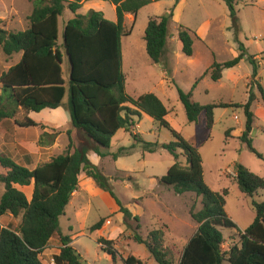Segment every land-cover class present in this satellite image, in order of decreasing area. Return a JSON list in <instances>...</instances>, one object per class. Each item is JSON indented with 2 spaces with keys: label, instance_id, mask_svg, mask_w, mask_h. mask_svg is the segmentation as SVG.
<instances>
[{
  "label": "trees",
  "instance_id": "obj_1",
  "mask_svg": "<svg viewBox=\"0 0 264 264\" xmlns=\"http://www.w3.org/2000/svg\"><path fill=\"white\" fill-rule=\"evenodd\" d=\"M32 1L30 25L25 30L10 32L3 28V21L0 19V46L4 54L12 57L22 53L21 59L0 76V123L5 119H14L21 127L45 128V125L30 118L29 113L65 106L70 113L73 128L87 135L90 146L79 148L69 129L67 151L34 169L18 163L9 154L0 153V182L4 184L0 216L10 214L15 218L21 217L17 228L0 223V264H45L41 255L56 236L60 237L62 248L53 257L55 264H84L82 255L71 244V237L62 233L60 225L61 216L65 214L74 192L79 189L82 174L92 178L98 187L112 195L125 219L134 217L136 221L140 220L117 197L110 177L88 158L90 150L101 157L112 155L115 159L126 155L124 151L128 147L111 153L113 137L121 129L131 132L132 137L142 143L144 151L153 153L158 148H163L174 157V164L160 178V183L171 186L176 194L193 192L202 198V209H191V216L198 223V229L185 246L177 264H264V200L252 201L256 217L245 230H240L225 209L229 188L214 191L205 182L202 154L168 121L169 109L162 99L151 92L135 98L127 91L122 40L133 32V27L126 28L127 15H134L137 19L141 9L161 0H107L115 5L116 20L106 18L102 11L96 10H91L86 15L78 14L83 2L87 0ZM173 1L174 6L164 14L150 18L145 31L146 51L156 64H160L165 56L169 26L181 0ZM225 1L234 24L237 25L235 0ZM67 8L76 16L66 23L61 43L59 23ZM177 36L183 53L192 57L195 53V33L181 24ZM239 50V54L231 60L214 61L201 77L210 73L214 81H219L225 69L237 66L246 58L253 70L252 89L245 104H201L193 100L194 90L201 77L190 91L178 87L179 98L186 109L188 120L198 122L204 113L209 130L216 122L215 109L234 105L244 108L246 125L239 138L264 160L252 139L256 118L252 110L257 99L255 87L260 91L264 102V87L258 79L259 62L255 55L247 53L242 43ZM65 62L68 64V81L64 76ZM67 96L68 101L64 102ZM143 114L167 128L174 140L162 144L145 141L140 135L134 134L131 127L135 125L136 118H142ZM48 134L44 132L41 135V145ZM180 155L186 157L185 166L179 162ZM236 174L238 187L247 196L253 198L259 190L264 189V177L244 164L236 165ZM32 182L34 193L29 200L25 192L15 184L26 186ZM105 222L106 218H101L91 230L101 229ZM221 228L236 229L239 243L225 250V237ZM135 240L145 244L159 264H175L164 245L163 230H152L147 238L135 235ZM97 242L113 260L118 258L113 240L100 237ZM122 260L125 264H144L134 256Z\"/></svg>",
  "mask_w": 264,
  "mask_h": 264
},
{
  "label": "rangeland",
  "instance_id": "obj_2",
  "mask_svg": "<svg viewBox=\"0 0 264 264\" xmlns=\"http://www.w3.org/2000/svg\"><path fill=\"white\" fill-rule=\"evenodd\" d=\"M66 6H68V2H66ZM172 6H174V1L161 0L141 9L137 19L134 15L127 16L126 28L133 27L132 34L123 37L122 40L123 70L127 76V91L135 98L150 91L159 95L169 109L168 121L202 154L205 182L214 191L229 188L226 212L236 222L240 230H245L256 217L252 201L254 199L263 201L264 189L258 191L252 200L251 197L242 193L238 185L232 183L230 179H236V165L238 163L244 164L257 174H264V160L252 152L240 138L231 136L232 130L245 128L244 108L234 105L215 109L216 122L209 130L204 113L198 122L188 120L186 109L179 98L178 87L184 91L191 90L197 79L210 69L214 61L224 62L236 57L240 52L239 45L241 43L246 47L247 53L255 55L259 62L258 79L264 87V0H235L237 25L234 24L230 8L225 0H181L175 8V16L169 26V40L162 61L164 67L168 69L173 65L175 78L169 74L167 81L164 82L165 92H163L158 91L156 87L160 81V67L154 65L147 54L144 36L150 18L164 14ZM91 10L102 11L105 17L110 20L117 19L115 5L110 1H84L78 14L86 15ZM32 11V0H0L2 26L10 32L28 28L30 25L29 16ZM75 16L76 14L68 8L61 16L59 23V41L61 43L65 24ZM181 24L191 28L195 33V53L192 57L183 53L181 42L177 36ZM21 56L22 53H17L12 57H7L0 46V76L16 64ZM65 68L68 70L67 62H65ZM229 70L226 69L225 77L219 81H214L210 73L204 75L203 78L201 77L196 90H194L193 100L201 104L219 102L245 104L252 89V64L245 58L236 66V69H232L231 72ZM254 92L261 101L260 91L257 87L254 88ZM67 101L68 96L65 99V102ZM61 107L65 109V106ZM258 108L259 104L256 103L255 110ZM19 117L22 118V116ZM39 118L63 128L69 127L71 122L70 113L66 109L63 113L51 114L46 112ZM13 120L7 119L6 122H13ZM135 124L140 131L138 135L143 136L146 141L163 144L174 140L172 133L167 128L160 126L147 115L142 118L137 117ZM257 124H255L252 132L253 144L264 157V129H259L260 124L264 125V123L258 119ZM19 131L20 133L30 132L31 134L48 132L49 134L43 139L44 143L47 144L52 143L55 139L57 142L58 131L65 133L66 129L47 125L45 128L31 127L19 129ZM121 132L117 134H123ZM63 138L65 140V137ZM117 139L120 140L122 137L116 138L115 144ZM129 140V143H125L128 147V150L124 151L126 155H121L117 159L113 158L112 155L106 158L101 165L102 171L110 177V183L117 197L126 207L138 211L145 224L151 221L152 215L156 214L158 217L161 215L163 225L160 226V229L164 232V245L167 241L168 253L177 264L181 257V246L186 243L187 236L194 229L193 227L198 225L191 216V209L193 208L194 211L201 210L203 207L202 198L193 192L176 194L171 186L160 183V178L167 174L175 162L168 150L158 148L156 152L150 153L144 151L142 143L137 142L133 137H129ZM56 144L53 147L54 155L42 154L40 159L34 161L33 164L31 161L25 160L20 162L22 164L29 163L33 168L37 164L48 162L54 156L67 151V146L61 139L59 145ZM81 145L82 143H80ZM118 147L119 145L115 147L114 151L118 152ZM8 149L15 154L19 151L11 143L8 145ZM179 162L185 166L187 164L186 157L180 155ZM1 189L4 191V184L0 182V191ZM95 200L88 216L89 224L92 225L107 215L105 224L113 223L109 226L112 229L117 224L118 218L114 216L115 214L110 213L109 205L100 197H96ZM71 211L70 207L68 214ZM176 217L181 221L175 220L174 224L171 225L172 230L170 228L169 231L167 228L169 225L166 222H170L172 218ZM132 218L125 219V224H122V227H125L126 230L133 229L135 223L131 221ZM0 223L17 228L21 223V217L15 218L6 214L0 216ZM61 229L66 233L67 220L65 217L61 220ZM221 230L225 237L223 244L225 250L229 246L239 243V233L236 230L229 228H221ZM134 231L135 235L139 234L137 228ZM179 232H185L187 235L182 241L176 240ZM99 237L98 230H95L88 232L86 236L79 235L75 240L74 245L82 255L84 264H115L114 260L100 248L97 242ZM51 243L53 245L48 246V249L44 251L45 253L43 252L41 255L45 264H55L53 252L58 251L57 249H60L59 247L62 245L59 236L52 238ZM119 264L124 263L119 262ZM153 264L159 263L153 260Z\"/></svg>",
  "mask_w": 264,
  "mask_h": 264
},
{
  "label": "crops",
  "instance_id": "obj_3",
  "mask_svg": "<svg viewBox=\"0 0 264 264\" xmlns=\"http://www.w3.org/2000/svg\"><path fill=\"white\" fill-rule=\"evenodd\" d=\"M59 28H60V26H59ZM181 48H182V46H181ZM171 64H172V62H171ZM154 65L160 67V72H159L160 81L156 85L157 90L165 92L164 82L167 81L169 74H171L173 76V78H175L174 77L175 69L173 68V65L169 69L164 67V64L162 62L160 64L154 63ZM63 67H64L65 79L68 81V79H69V71L67 70V68H65V63H64ZM229 69H230L229 71L231 72L232 69H236V66L233 67V68H229ZM225 75H226V69L223 72V77L222 78H224ZM258 78H259V76H258ZM196 88H195V90H196ZM157 96L159 97V95H157ZM193 96H194V94H193ZM256 103L259 104V108L255 110V104ZM63 109H64L63 107H58L56 109L46 108V109H43L41 112H30L29 113V117L34 119L35 121L39 122L40 124H43L45 126L49 125V126H52V127L54 126V127H57V128L66 129L65 133L58 134L59 138L57 137L58 138L57 142H55L56 141V139H55L52 143H47V144L44 143L42 145L40 144V138H41V135L43 134L42 132L31 134L30 132H26V131H28V130H26L25 132H21L20 133L19 129H23V128L28 129V128H31V127H21V126L17 125L14 120H13V122H6L7 119L3 120L0 123V153H6V154L11 155L20 164H22L20 162L21 160L31 161V164H33L34 161H37V160L40 159V156H42V154L43 155H54V153H53L54 152V148L53 147H54V145L56 143H57L56 145H59L60 139H61V141L63 143H65V146H67L68 143H69V136L67 134V130H69V129L71 130L72 138L74 139V141L76 142V144H77V146L79 148L80 147L90 146V142L88 140L87 135H85L82 131L73 128L71 122H70L69 127L63 128L60 125H57L55 123H51V122H49L47 120L39 118L42 114H44L46 112L51 113V114L63 113L65 111V109L64 110ZM252 110L254 111V113L256 115V118H255V121H254V126H255V124L256 125L259 124V123L257 124L258 119H260V121H262L264 123V102H262V100L260 101L259 97H257V99L254 101V103L252 105ZM145 115L146 114H143V116H145ZM6 123H8L7 124L8 126L6 125ZM37 128H39V127H37ZM131 128H132L131 130H132V132L134 134H140V131L138 130V127L136 126V124L133 127H131ZM259 129L260 130L264 129V125L260 124V128ZM244 130H245V128L232 130L231 131V136H237L239 138L242 135ZM120 132L123 133V134H121V135L116 134L113 137L111 153H115L116 152V151H114L116 146L119 145L118 148L120 149L122 147H126V145H125L126 142H128V143L130 142L129 137H132L131 132L127 131L126 129H121L120 131H118V133H120ZM117 135H119V136L116 137ZM63 137H65V140H64ZM119 137H122V139H120V140L117 139V143L115 144L116 138H119ZM141 137L143 138V136H141ZM10 143L12 145H14L15 149L19 150L18 153H19V155L22 154V156H19L18 153L15 154V153H13V151L8 149V145ZM80 143H82L81 146H80ZM42 148H44V149L42 150ZM62 153L63 152H61V154ZM110 156L111 155H108L106 157H101L99 154H97L93 150H90L88 152V158L91 160L92 163L98 165L100 168H101V165L103 164V162L105 161V159L110 157ZM51 159H49L48 161H50ZM22 165L31 168V165L29 163H25V164H22ZM37 166H38V164L36 166H34L33 168H31V169H34ZM259 175L264 177V174H262V173H260ZM155 181L157 182L158 180L156 179ZM230 181L232 183L237 184L235 178L233 180L230 179ZM15 186L18 189L24 191L26 196H27V198L29 200L32 199L33 193H34V182H32L30 185H26V186H22V185H19V184H15ZM222 190H220V191H222ZM3 193H4V191H2V189H1V191H0L1 197H2ZM96 197H100L103 201H105L109 205V207L111 209L110 213L115 214L114 216L116 218H118L117 219V224L114 227H112V229H110L109 226L113 225V223H110V225L104 224L103 227L98 230V234H100V237H104L106 239H111V240L114 241V245H115V247L118 250V258L116 260H114V263L115 264H119V262L124 263L122 258H127L129 256H134L137 259L143 261L144 264H153V260H155V259L153 258L152 254L150 253V251L148 250L146 245L142 244V243H139V242H137L135 240V231H134V229L137 228L138 229V233L142 237H144V235H146V237H144V238H147L148 234L152 230L160 229V226L163 225V218L161 217V215H159V217L156 214L152 215L153 217H152L151 221L148 224H145L143 222L142 215L140 213H138V211H133V210H131L128 207L130 209V211L133 213V216H136V215L139 216L140 220L136 221L134 219V217H133L131 219V221H134V223H135L134 228L131 229V230H126L125 227H122V224H125L124 214L120 211V207L117 204L116 200L112 197V195L109 192H107V191L101 189L100 187H98L97 184L95 183V181L92 178L87 177L84 174H82L81 177H80L79 189L74 192V194L72 196V199H71V202L67 206L65 214L63 216H61V218H60V225H61V220H62L63 217H65L66 220H67L66 233H64L62 231V229H61V231H62V233L64 235H68V236L71 237V239H72V243L71 244L75 247L74 242L78 238L79 235L86 236V234H88V232L92 231L91 227L94 224H96L101 218H105L107 216L106 215V216L101 217L100 219L95 221L92 225L89 224L88 216L91 213V209L94 206V203L96 201L95 200ZM252 200H253V198H252ZM70 207H71V210L73 211V213L71 211L70 214H68ZM175 220L181 221L178 217H176V218H172L170 220V222H166V224L168 223V225H169L167 227L169 231H170V228L172 230L171 225L174 224ZM8 225L9 224L3 225V226H8ZM198 226L199 225H196L195 227H193L194 229L191 231V233H189V236L185 235V232L184 233H182V232L177 233L176 240H179V241L184 240V238H186L185 236H187L186 243L183 246H181V255L183 253V250H184L185 246L187 245L189 240L192 238L194 233L197 231ZM190 228H192V227L190 226ZM233 230H236V229H233ZM175 232H176V230H175ZM52 245L53 244L50 241L48 246H52ZM99 246L101 248L100 244H99ZM166 246H167V241H166L165 247ZM59 248L60 249H57L58 251L53 252V257L60 253L62 245H60ZM104 253H106V252L104 251ZM107 255L110 256L109 254H107Z\"/></svg>",
  "mask_w": 264,
  "mask_h": 264
},
{
  "label": "built area",
  "instance_id": "obj_4",
  "mask_svg": "<svg viewBox=\"0 0 264 264\" xmlns=\"http://www.w3.org/2000/svg\"><path fill=\"white\" fill-rule=\"evenodd\" d=\"M236 118H238V117H236ZM237 175V174H236ZM109 223H110V221H108ZM55 263V262H54Z\"/></svg>",
  "mask_w": 264,
  "mask_h": 264
}]
</instances>
